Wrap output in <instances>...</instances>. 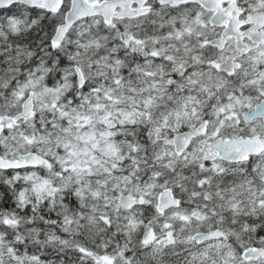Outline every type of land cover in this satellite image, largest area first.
Returning a JSON list of instances; mask_svg holds the SVG:
<instances>
[{
  "label": "clouds",
  "instance_id": "1",
  "mask_svg": "<svg viewBox=\"0 0 264 264\" xmlns=\"http://www.w3.org/2000/svg\"><path fill=\"white\" fill-rule=\"evenodd\" d=\"M262 105L264 0H0V264H264Z\"/></svg>",
  "mask_w": 264,
  "mask_h": 264
},
{
  "label": "snow or ice",
  "instance_id": "2",
  "mask_svg": "<svg viewBox=\"0 0 264 264\" xmlns=\"http://www.w3.org/2000/svg\"><path fill=\"white\" fill-rule=\"evenodd\" d=\"M218 3H223V0H217ZM228 15L230 16L231 13L229 12ZM241 35H243V33H241ZM53 44H55V41H53ZM260 110L264 111V105L260 106ZM11 123L8 125V127H11ZM253 251H255V249H253Z\"/></svg>",
  "mask_w": 264,
  "mask_h": 264
}]
</instances>
